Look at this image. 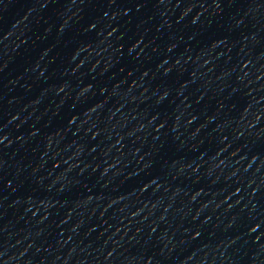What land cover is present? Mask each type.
I'll list each match as a JSON object with an SVG mask.
<instances>
[{
	"label": "water",
	"instance_id": "95a60500",
	"mask_svg": "<svg viewBox=\"0 0 264 264\" xmlns=\"http://www.w3.org/2000/svg\"><path fill=\"white\" fill-rule=\"evenodd\" d=\"M0 264H264V0H0Z\"/></svg>",
	"mask_w": 264,
	"mask_h": 264
}]
</instances>
